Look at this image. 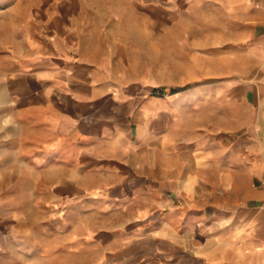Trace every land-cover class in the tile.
Listing matches in <instances>:
<instances>
[{"label": "crops", "instance_id": "obj_1", "mask_svg": "<svg viewBox=\"0 0 264 264\" xmlns=\"http://www.w3.org/2000/svg\"><path fill=\"white\" fill-rule=\"evenodd\" d=\"M201 1L254 20L249 35L264 50V0ZM83 60L91 67L67 72L65 88L18 105L32 107L23 123L35 139L43 126L50 144L58 128L66 135L64 151L40 153L30 172L53 210L34 264H264V125L249 120L261 94L124 84Z\"/></svg>", "mask_w": 264, "mask_h": 264}, {"label": "rangeland", "instance_id": "obj_2", "mask_svg": "<svg viewBox=\"0 0 264 264\" xmlns=\"http://www.w3.org/2000/svg\"><path fill=\"white\" fill-rule=\"evenodd\" d=\"M235 11L197 0H0V264H34L33 239L53 210L30 172L40 153L66 147L64 128L57 144L46 126L34 138L23 123L32 107L19 112L21 100L65 88V74L87 72L83 59L92 57L90 65L124 84L148 78L168 89H254L255 126L264 115V50L249 35L254 20L242 22Z\"/></svg>", "mask_w": 264, "mask_h": 264}, {"label": "water", "instance_id": "obj_3", "mask_svg": "<svg viewBox=\"0 0 264 264\" xmlns=\"http://www.w3.org/2000/svg\"><path fill=\"white\" fill-rule=\"evenodd\" d=\"M263 125H264V115H263V119H262Z\"/></svg>", "mask_w": 264, "mask_h": 264}]
</instances>
